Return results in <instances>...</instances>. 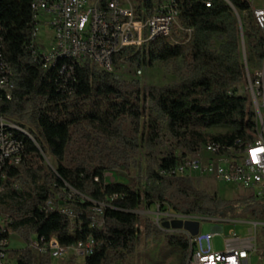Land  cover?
<instances>
[{
	"label": "trees",
	"instance_id": "trees-1",
	"mask_svg": "<svg viewBox=\"0 0 264 264\" xmlns=\"http://www.w3.org/2000/svg\"><path fill=\"white\" fill-rule=\"evenodd\" d=\"M31 0H0L2 54L15 84L7 101L0 92V118L21 144L20 163L2 170L0 215L25 240L54 238L61 247L93 241L84 264L123 263L143 241L164 235L169 246L189 252L183 235L165 234L141 208L166 207L200 218L246 217L264 224V197L245 194L238 202L198 190L192 178L170 175L181 160L209 143L241 147L253 141L255 115L240 58V28L246 68L264 59V34L256 27L250 0H178L179 24L193 28L185 44L156 39L121 52L108 73L86 62L67 77L59 67L42 68L32 56ZM125 59L124 64L119 60ZM166 68L176 81L140 87L120 79L122 67ZM226 129L210 134L211 129ZM144 152L145 177L125 174ZM54 161L51 167L46 158ZM106 173H124L107 182ZM49 202L50 206H46ZM162 210H160L161 213ZM264 233V226L262 227ZM9 264H49L31 250L13 251Z\"/></svg>",
	"mask_w": 264,
	"mask_h": 264
},
{
	"label": "built area",
	"instance_id": "built-area-1",
	"mask_svg": "<svg viewBox=\"0 0 264 264\" xmlns=\"http://www.w3.org/2000/svg\"><path fill=\"white\" fill-rule=\"evenodd\" d=\"M206 8L211 0H199ZM230 7L229 0H223ZM252 16L256 27L264 34V8H255L250 0ZM33 14L32 42L36 46L32 56L39 60L44 70L59 67L60 73L69 77L75 68L88 62L102 71H114L115 58L123 51H138L156 39L166 38L172 44L187 43L193 28L179 24L178 0H31ZM42 26L49 30V46L37 42ZM125 59L119 63L124 64ZM140 71L136 72L140 75ZM13 69L2 54L0 27V92L10 101L15 84ZM246 76V91L255 115L256 129L252 142L241 147L236 142L230 146L209 143L194 157L181 160L170 175L179 178H211L218 183L235 185L256 197H264V59L262 67ZM21 131L14 123L0 118V180L7 167L20 163L21 144L11 131ZM46 206H50L47 202ZM220 220L183 216L173 212L158 213L154 225L170 234L181 233L186 237L189 252L185 264H251L256 253L257 226L253 224L250 238L241 239L231 233L223 241V250H213L211 241L221 233L213 228L210 233L191 236L181 230L164 229L162 223L174 221ZM9 219L0 215V264H9L8 241L14 232L8 229ZM93 241L89 238L74 246L61 247L54 238L45 241L28 239L26 249L41 256L60 258L77 254L85 257L91 254ZM264 264V254L259 259Z\"/></svg>",
	"mask_w": 264,
	"mask_h": 264
},
{
	"label": "rangeland",
	"instance_id": "rangeland-1",
	"mask_svg": "<svg viewBox=\"0 0 264 264\" xmlns=\"http://www.w3.org/2000/svg\"><path fill=\"white\" fill-rule=\"evenodd\" d=\"M253 5L255 8H264V0H253ZM49 30L46 26H42L37 34V42L42 44L44 47L49 46L50 38L48 36ZM262 33V32H261ZM240 58L243 63L247 62V46L245 39H240ZM128 72V66H124L120 72V79L129 81H137L140 87H163L167 85H171L176 81L175 76H173L166 68H163L159 64H155L151 68L147 67H137L133 65ZM251 75L255 71H257V67L255 63H252ZM140 71V75H137L136 72ZM249 74V73H248ZM250 75V74H249ZM247 84L244 83L242 85V91L244 94L246 91ZM252 108V107H251ZM226 129L216 128L207 131L210 134H221L224 133ZM148 159L145 157L144 152L141 151L138 159L133 162L128 171L125 174L130 177L140 176L142 178L145 177L146 165ZM46 163L53 167L54 161L50 158H46ZM118 176L121 179H124V173H111V175ZM114 176H110L109 173H106L105 179L107 182H111L114 180ZM193 182L195 187L203 192L208 194L217 193L218 197L225 201H235L238 202L245 194L251 193L249 191H245L238 186L235 185H226L223 183H218L211 178H198L193 177ZM169 213L172 212L166 207L153 206L150 207L149 210H144L141 208V215L148 217L150 221L155 223L158 213ZM255 222L249 218L244 217H234L224 219V221L220 220H199V233L205 234L210 233L213 228H221V233L214 236L211 245L214 251L220 252L223 250V241L226 237H228L231 233H234L237 237L241 239L250 238V231H253V224ZM255 229L256 236V253L252 257L251 264H259V259L264 254V233L261 226H257ZM165 234H170L167 231H164ZM175 235H182L181 233ZM29 239V237H28ZM28 239L25 240L18 234H12L8 241V250L9 252L13 251H21L25 250L27 247ZM36 236L31 235V240H35ZM35 255V252H32ZM41 256V255H40ZM79 256L77 254H70L69 256H61L60 258H49V264H74V259ZM83 258V257H82ZM81 256H79L76 264H84ZM181 262V253L177 247L169 246L167 242V238L164 235L152 237L146 241H143L140 248L133 254L130 255L125 262L117 263V264H180Z\"/></svg>",
	"mask_w": 264,
	"mask_h": 264
},
{
	"label": "water",
	"instance_id": "water-1",
	"mask_svg": "<svg viewBox=\"0 0 264 264\" xmlns=\"http://www.w3.org/2000/svg\"><path fill=\"white\" fill-rule=\"evenodd\" d=\"M236 14V17L238 19V22H239V28H240V37H241V40L243 38L242 36V28H241V24H240V20H239V16L238 14L235 12ZM244 66H245V74L246 76L248 75V71H247V68H246V63H243ZM138 214H141V212H139ZM162 227L164 229H172V230H175V231H181V230H184L186 232H188L191 236H196L199 232V222L198 221H184V222H181V221H174V222H171L170 224L168 223H162Z\"/></svg>",
	"mask_w": 264,
	"mask_h": 264
},
{
	"label": "crops",
	"instance_id": "crops-1",
	"mask_svg": "<svg viewBox=\"0 0 264 264\" xmlns=\"http://www.w3.org/2000/svg\"><path fill=\"white\" fill-rule=\"evenodd\" d=\"M78 258H79V256H77L76 259H74V264L77 263ZM81 258H82V257H81ZM82 260H83V263H84V257L82 258Z\"/></svg>",
	"mask_w": 264,
	"mask_h": 264
}]
</instances>
